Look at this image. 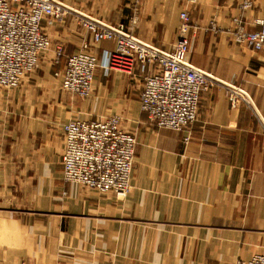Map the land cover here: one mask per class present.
Wrapping results in <instances>:
<instances>
[{"label":"crops","instance_id":"crops-1","mask_svg":"<svg viewBox=\"0 0 264 264\" xmlns=\"http://www.w3.org/2000/svg\"><path fill=\"white\" fill-rule=\"evenodd\" d=\"M44 22L52 50L15 89L0 87V264H239L264 255V48L234 41L240 19L259 30L264 0H55ZM190 18L189 61L211 75L197 120L181 131L151 125L143 78L107 70L112 41L94 44L80 18L124 25L172 50ZM97 58L92 94L60 88L67 56ZM62 48L57 57L54 49ZM117 115L136 138L131 191L98 193L62 176V125Z\"/></svg>","mask_w":264,"mask_h":264},{"label":"built area","instance_id":"built-area-1","mask_svg":"<svg viewBox=\"0 0 264 264\" xmlns=\"http://www.w3.org/2000/svg\"><path fill=\"white\" fill-rule=\"evenodd\" d=\"M253 0H241L240 9L251 8ZM67 9L55 0H0V87L15 89L32 74L52 50L44 22L63 21ZM179 38L172 50H161L138 40L122 24L80 18L94 44L112 41L115 49L107 70L131 73L136 65L151 69L145 75L140 94L141 111L147 121L161 129L181 131L198 117L202 94L214 84L211 75L189 61L188 31L190 18L180 14ZM234 41L242 49L264 48V20L259 30L247 31L235 19ZM57 57L61 46L54 49ZM96 56L87 45L67 56L60 87L73 97L90 98L93 90ZM62 176L65 182L82 185L98 193L126 196L131 189L136 138L121 127L120 117L111 115L96 120L70 119L62 125ZM59 264H65L59 262ZM239 264H264V255H255Z\"/></svg>","mask_w":264,"mask_h":264},{"label":"rangeland","instance_id":"rangeland-1","mask_svg":"<svg viewBox=\"0 0 264 264\" xmlns=\"http://www.w3.org/2000/svg\"><path fill=\"white\" fill-rule=\"evenodd\" d=\"M40 65H41V64H40ZM40 65H39V66H40ZM59 86H60V85H59ZM60 88H61V87H60ZM81 100H82V99H81ZM130 191H131V189H130ZM130 191H129V192H130ZM55 264H59V262H57V263H55Z\"/></svg>","mask_w":264,"mask_h":264}]
</instances>
